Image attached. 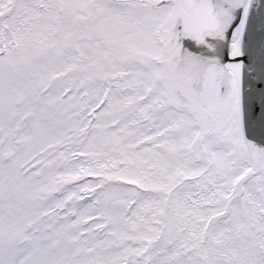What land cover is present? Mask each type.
<instances>
[{
    "label": "snow or ice",
    "instance_id": "6c2138e0",
    "mask_svg": "<svg viewBox=\"0 0 264 264\" xmlns=\"http://www.w3.org/2000/svg\"><path fill=\"white\" fill-rule=\"evenodd\" d=\"M0 264H264V0H0Z\"/></svg>",
    "mask_w": 264,
    "mask_h": 264
}]
</instances>
